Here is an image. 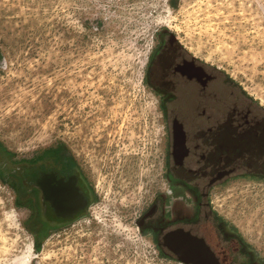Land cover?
<instances>
[{
    "label": "rangeland",
    "instance_id": "1",
    "mask_svg": "<svg viewBox=\"0 0 264 264\" xmlns=\"http://www.w3.org/2000/svg\"><path fill=\"white\" fill-rule=\"evenodd\" d=\"M168 31L264 122V0H0V264H181L138 222L165 190L168 119L147 68ZM85 200L50 214L43 171ZM264 260V180L215 190Z\"/></svg>",
    "mask_w": 264,
    "mask_h": 264
},
{
    "label": "flooded vegetation",
    "instance_id": "2",
    "mask_svg": "<svg viewBox=\"0 0 264 264\" xmlns=\"http://www.w3.org/2000/svg\"><path fill=\"white\" fill-rule=\"evenodd\" d=\"M147 68L168 119L165 190L138 222L160 256L181 264H264L226 221L215 190L242 177L264 180V122L230 81L168 31L157 36ZM47 211L60 220L85 205L76 174L43 171L36 181Z\"/></svg>",
    "mask_w": 264,
    "mask_h": 264
},
{
    "label": "bare ground",
    "instance_id": "3",
    "mask_svg": "<svg viewBox=\"0 0 264 264\" xmlns=\"http://www.w3.org/2000/svg\"><path fill=\"white\" fill-rule=\"evenodd\" d=\"M18 264H25V262H19Z\"/></svg>",
    "mask_w": 264,
    "mask_h": 264
}]
</instances>
